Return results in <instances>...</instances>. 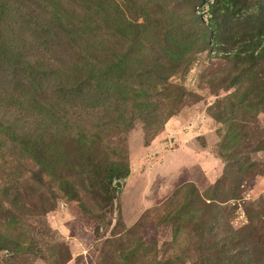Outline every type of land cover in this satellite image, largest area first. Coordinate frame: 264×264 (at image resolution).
<instances>
[{
    "label": "rangeland",
    "instance_id": "obj_1",
    "mask_svg": "<svg viewBox=\"0 0 264 264\" xmlns=\"http://www.w3.org/2000/svg\"><path fill=\"white\" fill-rule=\"evenodd\" d=\"M211 11L0 0V264H264V63Z\"/></svg>",
    "mask_w": 264,
    "mask_h": 264
},
{
    "label": "trees",
    "instance_id": "obj_2",
    "mask_svg": "<svg viewBox=\"0 0 264 264\" xmlns=\"http://www.w3.org/2000/svg\"><path fill=\"white\" fill-rule=\"evenodd\" d=\"M201 1L212 9L204 31L213 48L241 61H252L261 68L264 63V0Z\"/></svg>",
    "mask_w": 264,
    "mask_h": 264
}]
</instances>
